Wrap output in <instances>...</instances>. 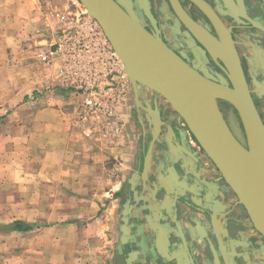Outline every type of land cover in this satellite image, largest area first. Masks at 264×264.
<instances>
[{"label":"flooded vegetation","instance_id":"af4514ba","mask_svg":"<svg viewBox=\"0 0 264 264\" xmlns=\"http://www.w3.org/2000/svg\"><path fill=\"white\" fill-rule=\"evenodd\" d=\"M131 2L144 28L214 85L233 88L227 64L236 59L264 125V0ZM139 101L138 111L133 93L138 146L114 264H264L263 236L185 122L147 89ZM215 101L229 129L244 134L235 106Z\"/></svg>","mask_w":264,"mask_h":264},{"label":"water","instance_id":"95a60500","mask_svg":"<svg viewBox=\"0 0 264 264\" xmlns=\"http://www.w3.org/2000/svg\"><path fill=\"white\" fill-rule=\"evenodd\" d=\"M78 1L98 23L120 59L137 110L141 90L147 89L165 99L185 122L264 238V125L250 98L238 61L227 64L234 76L233 88L216 86L169 49L159 36L144 28L131 0ZM216 98H224L235 106L244 134L236 126H231L232 131L229 129ZM139 121L142 124L141 119ZM134 178L133 173L128 186H132ZM126 206L127 203L121 212V242L126 233Z\"/></svg>","mask_w":264,"mask_h":264},{"label":"rangeland","instance_id":"374dc122","mask_svg":"<svg viewBox=\"0 0 264 264\" xmlns=\"http://www.w3.org/2000/svg\"><path fill=\"white\" fill-rule=\"evenodd\" d=\"M42 1L41 5L37 4L39 6L37 15H32L29 22L27 18H23L24 21L20 24L17 23V13L12 7V1L0 0V264H26L27 244L30 238L26 232L11 231L10 227L15 221L28 222V219L30 225H40L37 214L30 213L34 206L44 204L45 209L49 211V215L44 218L45 226L58 224V219H62L57 211L64 206V201L58 198L55 191L48 193L43 200H35L32 196L36 194L34 185L20 182L23 180L18 181L22 163L26 160L27 147L37 146L39 143L38 139L26 135L28 114L37 110L45 98L61 97L67 102L71 101L60 108L63 112L74 115L76 126L89 130H98L104 126L100 120H89L83 124L77 119L80 98L57 85L55 80L57 60H53L49 66H44L39 56L54 41L53 38L60 26L57 14L69 16L68 14L72 12L86 10L77 0ZM128 82L127 99L119 109L120 132L109 137L114 145L120 142L116 145L120 149L123 142L119 141V137L124 133L128 140L125 142L130 143L131 150L130 162L123 168L117 166L118 160L108 163L111 182L109 189L116 190L111 194V201L115 202L113 209L115 229L110 233L109 240L111 255L118 239V213L123 200L122 191L134 167L138 146L139 132L134 121L133 90L129 79ZM55 107L58 108L56 105ZM64 108L69 110L65 111ZM128 115L132 125L130 138L129 133L124 132L128 121L126 120L124 124L122 120L123 116ZM76 203L81 207L88 206L85 201L67 200V209H71ZM51 211L56 213L51 215Z\"/></svg>","mask_w":264,"mask_h":264},{"label":"crops","instance_id":"0c3cea01","mask_svg":"<svg viewBox=\"0 0 264 264\" xmlns=\"http://www.w3.org/2000/svg\"><path fill=\"white\" fill-rule=\"evenodd\" d=\"M11 1L17 13V23L20 24L23 23V18H27L29 22L32 15H37V4L41 5L43 2ZM66 102L61 97L45 98L42 105L26 117V135L38 139L39 143L37 146L27 147L26 160L22 163L18 181L34 185L36 194L32 196L35 200H43L48 193L55 191L58 198L64 201V206L57 211L62 219L59 218V223L51 226H45L44 223V218L49 215L44 204L39 203L37 207L30 209V213L39 217L40 225L34 226L35 230L26 232L30 238L26 264H114L115 249L113 245L111 255L109 240L110 233L115 229V202L111 201V194L116 190L109 189L111 182L108 163L118 160L117 166L120 169L129 163L130 143L125 142L128 140L122 133L119 141L123 142V147L119 149L116 145L120 142L114 145L110 136L99 133L96 129H81L76 126L74 115L63 112L60 108ZM67 103L70 104L71 101ZM129 119L128 115L123 116L122 120L124 124L128 121L124 132H128L130 138L132 125ZM67 200L85 201L88 206L81 207L76 203L74 207L67 209ZM123 208L124 206L122 210ZM55 213L50 212L51 215ZM119 219L122 222L118 215L117 237L118 230L123 225H119ZM25 223L29 224V219ZM120 233L119 242L123 243L120 240L122 232Z\"/></svg>","mask_w":264,"mask_h":264},{"label":"built area","instance_id":"2783aa9c","mask_svg":"<svg viewBox=\"0 0 264 264\" xmlns=\"http://www.w3.org/2000/svg\"><path fill=\"white\" fill-rule=\"evenodd\" d=\"M68 15H56L60 26L54 41L39 56L44 66L57 60V85L80 98L77 119L100 120L99 133L117 135L128 77L98 23L84 11Z\"/></svg>","mask_w":264,"mask_h":264},{"label":"trees","instance_id":"16d2710c","mask_svg":"<svg viewBox=\"0 0 264 264\" xmlns=\"http://www.w3.org/2000/svg\"><path fill=\"white\" fill-rule=\"evenodd\" d=\"M33 228H34L33 225L27 224L22 221L13 222L10 227L11 231H17V232H29L32 231Z\"/></svg>","mask_w":264,"mask_h":264},{"label":"bare ground","instance_id":"6f19581e","mask_svg":"<svg viewBox=\"0 0 264 264\" xmlns=\"http://www.w3.org/2000/svg\"><path fill=\"white\" fill-rule=\"evenodd\" d=\"M120 60V59H119ZM121 62V61H120ZM234 79V78H233ZM208 150H209V153L212 155L213 154V151H212V148H211V146H209L208 145V148H207Z\"/></svg>","mask_w":264,"mask_h":264}]
</instances>
